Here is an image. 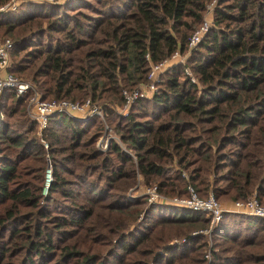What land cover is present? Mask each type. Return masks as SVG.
I'll return each mask as SVG.
<instances>
[{
    "label": "trees",
    "instance_id": "trees-1",
    "mask_svg": "<svg viewBox=\"0 0 264 264\" xmlns=\"http://www.w3.org/2000/svg\"><path fill=\"white\" fill-rule=\"evenodd\" d=\"M211 2L185 62L124 113L123 91L147 81L150 62L186 55ZM4 36L8 72L42 99L89 98L103 119L56 113L39 132L31 93L3 90L0 264H264L263 217L224 211L209 231L204 212L128 197L141 179L166 196L190 185L264 203V0L30 2L0 12Z\"/></svg>",
    "mask_w": 264,
    "mask_h": 264
},
{
    "label": "built area",
    "instance_id": "built-area-1",
    "mask_svg": "<svg viewBox=\"0 0 264 264\" xmlns=\"http://www.w3.org/2000/svg\"><path fill=\"white\" fill-rule=\"evenodd\" d=\"M66 0H10L5 4L0 5V12L14 11L19 5L23 3H52L59 4ZM214 2H211L207 6V13L204 16L202 23L197 26L187 41L186 55L180 54L179 51H174L168 58L152 63L150 62V69L147 75V81L144 84L138 86L137 89L128 92L123 91L125 98L123 111L126 113L130 105L139 97H148L155 90L157 82L159 80L160 73L165 70L169 65L174 62L184 63L189 51L193 49L202 39V37L208 32L211 25V18L209 16ZM12 41L10 39L0 40V97L3 90L8 89L15 93L16 96H22L25 93H31L27 102V113L31 119H33L39 132H42L48 124L49 118L56 113H66L79 121H85L93 116L103 119V113L99 106L92 104L90 99H86L83 102L69 101L65 99H42L37 89L28 81L19 78L12 73L8 72L10 54L9 51L12 47ZM185 73L190 76V79L195 82V78L191 75L188 67H184ZM110 137L100 139L98 143L101 147L106 145V142ZM105 140V143H104ZM102 141L104 144H102ZM47 147V144L44 143ZM51 180V170L48 168L45 174L46 185ZM135 192V191H134ZM143 194L146 195L147 203L149 204H168L190 208L192 210L204 212L210 217L209 231L213 229L222 217L224 209L219 201L210 192L207 197H200L197 191L192 186H187V196H166L159 193L156 186L144 187ZM139 196V195H138ZM131 198L136 196L129 193ZM233 210L236 212H244L250 215L264 218V203H260L256 198H248L245 201L233 202ZM194 234V233H193Z\"/></svg>",
    "mask_w": 264,
    "mask_h": 264
},
{
    "label": "rangeland",
    "instance_id": "rangeland-1",
    "mask_svg": "<svg viewBox=\"0 0 264 264\" xmlns=\"http://www.w3.org/2000/svg\"><path fill=\"white\" fill-rule=\"evenodd\" d=\"M45 3V2H44ZM2 39H10L12 41V39L10 37H0V40ZM12 61H14V57H12L10 55V60H9V64L11 65ZM29 116V115H28ZM113 133L110 131L108 134H106V136H104V138L106 137H112ZM104 143H105V140H104ZM103 141H102V144H104ZM135 191V192H134ZM143 192H144V185H142L141 183V179H139L138 183L136 184V186L134 187V189L130 190L129 193H132V195L138 197L143 195ZM219 203L222 205L223 202L219 201ZM230 211V210H229ZM232 211V210H231ZM241 213H244V212H241ZM247 214V213H245ZM210 225V224H209ZM204 233H207L208 230H202Z\"/></svg>",
    "mask_w": 264,
    "mask_h": 264
},
{
    "label": "crops",
    "instance_id": "crops-1",
    "mask_svg": "<svg viewBox=\"0 0 264 264\" xmlns=\"http://www.w3.org/2000/svg\"><path fill=\"white\" fill-rule=\"evenodd\" d=\"M222 206H223L224 209L233 210L232 202H223Z\"/></svg>",
    "mask_w": 264,
    "mask_h": 264
}]
</instances>
